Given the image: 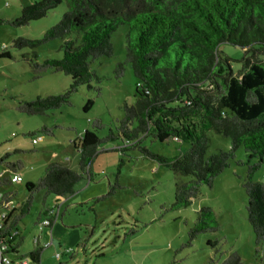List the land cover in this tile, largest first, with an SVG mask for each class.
Masks as SVG:
<instances>
[{
  "label": "trees",
  "instance_id": "1",
  "mask_svg": "<svg viewBox=\"0 0 264 264\" xmlns=\"http://www.w3.org/2000/svg\"><path fill=\"white\" fill-rule=\"evenodd\" d=\"M62 1L38 0L23 6L10 23L27 25L47 16ZM66 5L60 21L41 38L18 37L13 46L33 49L26 59L36 77L53 69L70 76L71 83L61 93L21 101L18 109L28 115H45L70 104L80 86L91 88L94 80L99 82L101 78L90 62L113 55L112 34L122 25L128 26L125 58L115 71L122 76L125 64H131L137 98L134 104L124 103L117 134L110 131L106 137H99L96 130L104 124L96 119L93 129H85L81 138L73 141L79 153L78 169L55 161L36 183H26V200L19 208L9 206L12 227L29 212L34 193L44 192L43 203L49 195L74 194L85 176L92 179L90 166L99 147L121 138L125 145L120 151L137 148L177 176L190 177L176 183L174 208L191 205L202 186H212L232 161L247 166L243 186L258 254L264 242V182L255 181L254 174L264 164V0H66ZM56 39L63 40V56L39 63L35 48ZM224 44L242 51L236 72L230 63L234 58L222 49ZM0 56L10 54L2 52ZM92 104L89 99L85 110ZM210 130L229 138L230 149L207 155ZM40 131L52 134L47 126ZM147 137L160 142L172 137L188 144V149L174 157L165 156L143 146ZM240 148L246 153V161L236 159ZM8 156L1 157L0 163L6 162L15 174L22 163L7 162ZM12 196L3 194L0 206L10 205ZM42 212L48 215L49 208ZM218 226L212 209L201 207L189 238L192 241L200 234L215 232ZM209 245L219 251V240L209 241ZM41 254L39 247L29 252L39 262ZM218 264L245 263L237 252H231ZM257 264L264 261L260 258Z\"/></svg>",
  "mask_w": 264,
  "mask_h": 264
},
{
  "label": "rangeland",
  "instance_id": "2",
  "mask_svg": "<svg viewBox=\"0 0 264 264\" xmlns=\"http://www.w3.org/2000/svg\"><path fill=\"white\" fill-rule=\"evenodd\" d=\"M35 1L38 0H0V53L10 54L0 56V158L8 154L7 162L20 161L22 167L17 168V173L23 179L10 182L13 171L6 162L0 163V194L12 193L11 203L15 206H21L29 195L26 183H36L48 164L56 161L78 169L79 153L73 141H78L85 129H93L96 119L104 124L96 130L99 137H106L110 131L117 134L124 103L134 104L137 98V79L131 64H125L122 76L115 71L125 58L128 26L122 25L112 34L113 55L90 62L91 69L101 78L99 82L94 80L91 88L80 86L70 104L45 115L21 112V101L61 93L71 83L70 76L53 69L36 77L26 59L33 49L13 46L18 37L41 38L67 9L63 0L41 19L24 26L10 23L23 6ZM62 42L56 39L35 48L37 61L61 58ZM222 49L234 58L230 63L236 72L241 49L226 44ZM89 99L93 104L85 110ZM43 126L50 128L52 134L40 131ZM207 135V155L230 149L229 138L212 130ZM38 136L42 140L33 144L32 138ZM123 145L121 138L102 144L90 166L92 179L85 176L75 186L74 194L49 195L44 203L43 191L33 194L30 210L19 223L21 252L35 248V237L45 240L48 236L54 241L43 248L42 264H212V259L213 264H218L231 252H237L245 264H257L260 258L264 261V242L257 254L247 216L243 186L247 166L232 161L212 186H202L191 205L174 208L176 183L190 177L177 176L137 148L122 152L119 148ZM143 146L169 157L188 149V144L172 137L163 142L147 137ZM236 159L247 160L243 148L238 149ZM5 179L9 181L4 182ZM254 180L264 182V164L255 172ZM201 207L212 209L219 226L217 231L200 234L191 241L188 232ZM44 208L54 211L53 227L42 226V221L50 218L42 212ZM214 240H219L217 253L209 245Z\"/></svg>",
  "mask_w": 264,
  "mask_h": 264
},
{
  "label": "built area",
  "instance_id": "3",
  "mask_svg": "<svg viewBox=\"0 0 264 264\" xmlns=\"http://www.w3.org/2000/svg\"><path fill=\"white\" fill-rule=\"evenodd\" d=\"M40 140H42L41 136L32 138L33 144H37ZM10 180L11 182L18 183L22 182L23 179L20 174L15 173ZM2 196L3 194H0V200ZM9 206L10 205L5 203L0 206V264H40L35 257L29 254H18L16 246L19 231L11 225V208ZM53 215L54 211L49 208L48 216H50V218L44 219L42 221V226L51 227L53 223ZM34 242L36 247L39 248H46L52 244V241H50L44 242L40 245L38 237H35Z\"/></svg>",
  "mask_w": 264,
  "mask_h": 264
},
{
  "label": "crops",
  "instance_id": "4",
  "mask_svg": "<svg viewBox=\"0 0 264 264\" xmlns=\"http://www.w3.org/2000/svg\"><path fill=\"white\" fill-rule=\"evenodd\" d=\"M64 164V163H63ZM66 165H68L69 166V164H66ZM19 174V173H18ZM5 194V193H4ZM10 206H12V207H15V208H19L20 206H15V205H12V203H11V201H10ZM54 225V224H53ZM53 225H52V227H53ZM15 228H17V230L19 231V224L18 225H16V226H14ZM44 227H47V226H44ZM19 234H20V231H19ZM19 236V235H18ZM50 241H54V239H52L51 237H48V236H46L45 237V240H40V238H39V244L41 245V244H43L44 242H50ZM21 242H22V239L20 238V237H18L17 238V245H18V247H17V252H18V254H21V255H26V254H29V252H21L20 251V244H21ZM52 245V244H51ZM50 245V246H51ZM36 247V246H35ZM42 251H43V248H42ZM77 251V250H76ZM71 252H75L74 250H71ZM76 253V252H75ZM42 255V254H41ZM40 264H42V260H41V258H40Z\"/></svg>",
  "mask_w": 264,
  "mask_h": 264
}]
</instances>
